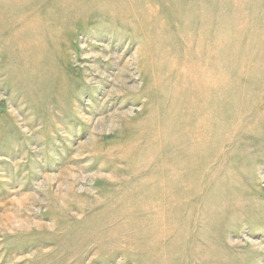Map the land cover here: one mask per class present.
<instances>
[{"label":"rangeland","instance_id":"374dc122","mask_svg":"<svg viewBox=\"0 0 264 264\" xmlns=\"http://www.w3.org/2000/svg\"><path fill=\"white\" fill-rule=\"evenodd\" d=\"M0 264H264V0H0Z\"/></svg>","mask_w":264,"mask_h":264},{"label":"bare ground","instance_id":"6f19581e","mask_svg":"<svg viewBox=\"0 0 264 264\" xmlns=\"http://www.w3.org/2000/svg\"><path fill=\"white\" fill-rule=\"evenodd\" d=\"M26 3V2H25ZM17 4H20V1L17 3ZM34 33L39 37V33H38V30H34ZM38 49V48H37ZM210 85V84H209ZM201 87V86H199ZM198 87V88H199ZM168 169V168H167ZM170 169V168H169ZM235 173V172H234ZM233 174V173H232ZM228 179V178H227ZM226 183V182H225ZM228 183V182H227ZM253 202V201H252Z\"/></svg>","mask_w":264,"mask_h":264}]
</instances>
